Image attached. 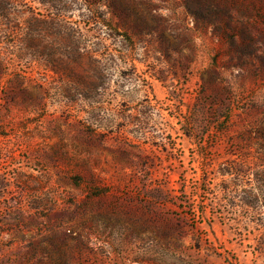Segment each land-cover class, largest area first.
I'll use <instances>...</instances> for the list:
<instances>
[{
	"label": "rangeland",
	"instance_id": "374dc122",
	"mask_svg": "<svg viewBox=\"0 0 264 264\" xmlns=\"http://www.w3.org/2000/svg\"><path fill=\"white\" fill-rule=\"evenodd\" d=\"M26 2L69 72L0 39V264H264V0Z\"/></svg>",
	"mask_w": 264,
	"mask_h": 264
},
{
	"label": "trees",
	"instance_id": "16d2710c",
	"mask_svg": "<svg viewBox=\"0 0 264 264\" xmlns=\"http://www.w3.org/2000/svg\"><path fill=\"white\" fill-rule=\"evenodd\" d=\"M38 1L46 6L54 0ZM27 14H31V16L24 18ZM59 16L58 14H54V12H50L49 15L36 12L33 7L28 5L26 0H0V39L10 37L12 40H18L17 46H12L13 50L10 49V53L15 54L18 59L23 61L36 54L44 60L46 67L51 68L57 74L62 72L66 74L69 70L63 68L60 63L62 45L57 40L54 43H49L46 37V33L49 30H54V27H63ZM5 63V58H0V72L2 70L1 67H5ZM84 74L85 72L78 73V82L83 86L90 87L87 82L88 78ZM80 93L84 99L89 98V96L82 94V92ZM239 167L240 165L232 163L226 169L224 175L243 176L245 178L243 182L248 185V188H243L240 191L237 183H235L237 187L227 191L231 199L238 200L248 209H254L256 213L259 210H264V175L262 176V180H259L261 182L259 183L260 186L256 187L251 172L245 171L241 173Z\"/></svg>",
	"mask_w": 264,
	"mask_h": 264
}]
</instances>
